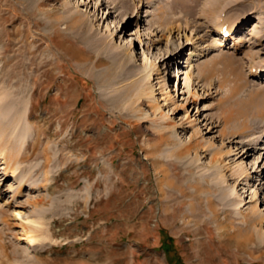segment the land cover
<instances>
[{
    "label": "rangeland",
    "instance_id": "obj_1",
    "mask_svg": "<svg viewBox=\"0 0 264 264\" xmlns=\"http://www.w3.org/2000/svg\"><path fill=\"white\" fill-rule=\"evenodd\" d=\"M236 65L264 89V0H0V264H264Z\"/></svg>",
    "mask_w": 264,
    "mask_h": 264
},
{
    "label": "bare ground",
    "instance_id": "obj_2",
    "mask_svg": "<svg viewBox=\"0 0 264 264\" xmlns=\"http://www.w3.org/2000/svg\"><path fill=\"white\" fill-rule=\"evenodd\" d=\"M196 4H198V1H196ZM118 8V5H116L115 8L113 9H116ZM78 27H80V29H83L85 30V34L86 35H89V31L87 30L86 27H84V23L79 21L78 20V23H77ZM240 28V27H239ZM237 30V27L236 25H234V23H222V24H219L218 26L215 27V30L217 32H221L222 30ZM91 36V34H90ZM115 55H114V62H115V65L118 66L117 68H121L122 70H124L125 66L127 65L126 61L124 60V55L122 53H118V52H114ZM229 59H231V57H229ZM234 62V61H233ZM236 62H234V64H236ZM236 68H237V73L236 76L234 77V79L232 80H228V83H231L233 84L232 86V91H231V95L234 96V95H240L241 92L243 93H246L245 94V97H248V98H256V97H259V96H264V89H262L263 87H259L257 86L256 83H251V81L247 80L248 77H246L244 74H243V70L240 71V68H239V65H236ZM252 76V75H250ZM237 95V96H238ZM236 96V97H237ZM236 97H235V100H236ZM263 99V98H261ZM263 133V132H262ZM4 153L0 152V155H3ZM6 158V155L4 156ZM10 166V162L7 163V167L6 168H3L5 170H9L10 173L12 174V176L14 175H17V168L16 169H11ZM9 167V168H8ZM243 166L241 167V170L243 171ZM246 173L243 171V173L241 174L243 176V180L247 179L248 175H245ZM253 222H257L259 223V219H254ZM35 236L36 234H34L33 232L32 233H28L27 234V240H30V241H35Z\"/></svg>",
    "mask_w": 264,
    "mask_h": 264
}]
</instances>
